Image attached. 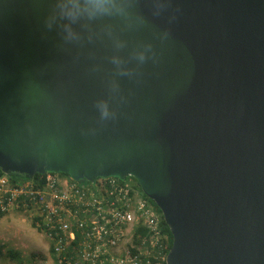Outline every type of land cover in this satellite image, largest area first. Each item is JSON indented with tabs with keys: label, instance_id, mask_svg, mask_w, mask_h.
<instances>
[{
	"label": "water",
	"instance_id": "water-1",
	"mask_svg": "<svg viewBox=\"0 0 264 264\" xmlns=\"http://www.w3.org/2000/svg\"><path fill=\"white\" fill-rule=\"evenodd\" d=\"M57 2L0 0V172L134 178L165 264H264V0H135L76 39Z\"/></svg>",
	"mask_w": 264,
	"mask_h": 264
},
{
	"label": "built area",
	"instance_id": "built-area-1",
	"mask_svg": "<svg viewBox=\"0 0 264 264\" xmlns=\"http://www.w3.org/2000/svg\"><path fill=\"white\" fill-rule=\"evenodd\" d=\"M129 183L115 177L76 182L55 173L28 181L0 174V213L30 214L50 243L51 264H165L160 215ZM138 225L146 233L135 243Z\"/></svg>",
	"mask_w": 264,
	"mask_h": 264
},
{
	"label": "rangeland",
	"instance_id": "rangeland-1",
	"mask_svg": "<svg viewBox=\"0 0 264 264\" xmlns=\"http://www.w3.org/2000/svg\"><path fill=\"white\" fill-rule=\"evenodd\" d=\"M0 246V264H51L50 243L29 213L9 212L0 218Z\"/></svg>",
	"mask_w": 264,
	"mask_h": 264
},
{
	"label": "clouds",
	"instance_id": "clouds-1",
	"mask_svg": "<svg viewBox=\"0 0 264 264\" xmlns=\"http://www.w3.org/2000/svg\"><path fill=\"white\" fill-rule=\"evenodd\" d=\"M135 7V0H58L56 14L65 22V38L76 39L78 33L72 29L73 25L108 17L124 18ZM137 59L143 62L146 56L140 52ZM114 63L119 64V60L114 58ZM98 107L102 118L111 115L106 103L101 102Z\"/></svg>",
	"mask_w": 264,
	"mask_h": 264
},
{
	"label": "trees",
	"instance_id": "trees-1",
	"mask_svg": "<svg viewBox=\"0 0 264 264\" xmlns=\"http://www.w3.org/2000/svg\"><path fill=\"white\" fill-rule=\"evenodd\" d=\"M0 174H3V173H1L0 172ZM10 175V177L12 178V179H21V180H28V181H32V180H38L42 175H39V174H36L32 179H29V178H27V177H25V176H22V175H19V174H17V173H11V174H9ZM67 176V175H66ZM130 179H132V183L133 184H131V186L132 187H134L138 192H139V194L141 195V197L143 198V199H145L147 202H149L150 203V205L153 207V209H154V211H156L159 215H160V218H161V222H160V226H161V231H162V233L164 234V236L166 237V241H165V244H166V249L164 250V253L165 254H167L168 253V251H169V249H170V247H171V243H172V236H171V233H170V231H169V229H168V227L166 226V224L164 223V220H163V217H162V215H161V212L159 211V209L156 207V205L150 200V199H148L143 193H142V191H141V189H140V187H139V184L137 183V181L134 179V178H130ZM5 214H1L0 213V218H2L3 216H4ZM34 225V224H33ZM145 228H143V227H141V226H136V228H135V232H134V236H133V241L135 242V243H137L139 240H140V238L143 236V235H145ZM1 254H2V248H1V246H0V256H1ZM9 255L10 256H14V253L13 252H9ZM162 264H164V263H162Z\"/></svg>",
	"mask_w": 264,
	"mask_h": 264
}]
</instances>
